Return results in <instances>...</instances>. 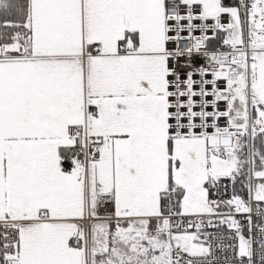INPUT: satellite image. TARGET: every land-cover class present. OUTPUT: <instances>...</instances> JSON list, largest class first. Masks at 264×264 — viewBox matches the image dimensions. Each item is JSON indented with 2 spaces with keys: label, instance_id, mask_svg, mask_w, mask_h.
<instances>
[{
  "label": "snow or ice",
  "instance_id": "6c2138e0",
  "mask_svg": "<svg viewBox=\"0 0 264 264\" xmlns=\"http://www.w3.org/2000/svg\"><path fill=\"white\" fill-rule=\"evenodd\" d=\"M257 143L264 0H0V264H264Z\"/></svg>",
  "mask_w": 264,
  "mask_h": 264
},
{
  "label": "built area",
  "instance_id": "2783aa9c",
  "mask_svg": "<svg viewBox=\"0 0 264 264\" xmlns=\"http://www.w3.org/2000/svg\"><path fill=\"white\" fill-rule=\"evenodd\" d=\"M169 2H171V0H169ZM227 22L228 21L225 18L223 20V23H227ZM197 23H199V22H197ZM195 35L199 36L200 33L196 32ZM208 35L210 37H213V33L212 32H209ZM180 47L181 48H186L187 44L182 43L180 45ZM217 47H223V42L221 41V43ZM209 99H211V97H209ZM220 110L221 111L225 110V105L223 103L220 104ZM209 111H211V109H209ZM219 123H220L221 127L225 126V120L221 119L219 121ZM208 131L211 132L212 129H209ZM225 185L227 186V191H226V193L223 194V198L224 199H229V198H231V195L233 193V185L229 181H224L223 184H222V192H223V189H224ZM247 198H248V193H247ZM236 218L240 221L241 225L243 226V235L247 236L248 235V232H247V215L246 214H239V215H237ZM252 219H253L254 223L257 221V217L255 215V212L252 214ZM189 231H194V229H190ZM205 231L209 232V233H212L214 237H219L220 239H222L225 247L227 248L228 255L231 256L232 250H231V247H229V246L234 244V243H238V242L235 241L233 239V237L229 235L228 229H227L226 226H224L222 232L219 229L215 228V227H209V228L205 229ZM220 264H224V256H223V254H221V256H220Z\"/></svg>",
  "mask_w": 264,
  "mask_h": 264
},
{
  "label": "trees",
  "instance_id": "16d2710c",
  "mask_svg": "<svg viewBox=\"0 0 264 264\" xmlns=\"http://www.w3.org/2000/svg\"><path fill=\"white\" fill-rule=\"evenodd\" d=\"M223 2L227 5V6H237L239 3V0H223ZM224 34H219L218 37H214L212 39V44L214 47H217L223 38ZM257 148H264V145H261L259 143H257ZM258 159V158H257ZM247 171V169H245V172ZM240 181H242L241 183H237L234 187H233V191L235 190L238 194H240L244 199H247V188L243 187V183L247 181V176L245 175L244 177L238 178Z\"/></svg>",
  "mask_w": 264,
  "mask_h": 264
}]
</instances>
